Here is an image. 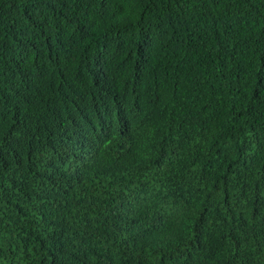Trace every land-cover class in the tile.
<instances>
[{"label":"trees","instance_id":"1","mask_svg":"<svg viewBox=\"0 0 264 264\" xmlns=\"http://www.w3.org/2000/svg\"><path fill=\"white\" fill-rule=\"evenodd\" d=\"M0 264H264V0H0Z\"/></svg>","mask_w":264,"mask_h":264}]
</instances>
